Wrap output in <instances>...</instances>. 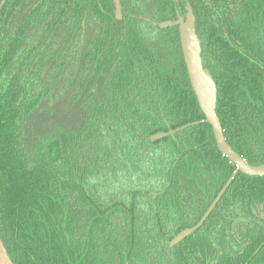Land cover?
<instances>
[{
  "label": "trees",
  "instance_id": "16d2710c",
  "mask_svg": "<svg viewBox=\"0 0 264 264\" xmlns=\"http://www.w3.org/2000/svg\"><path fill=\"white\" fill-rule=\"evenodd\" d=\"M0 0V239L14 264H264V175L191 89L190 5L226 142L264 163V0ZM189 125L152 140L157 132Z\"/></svg>",
  "mask_w": 264,
  "mask_h": 264
},
{
  "label": "water",
  "instance_id": "95a60500",
  "mask_svg": "<svg viewBox=\"0 0 264 264\" xmlns=\"http://www.w3.org/2000/svg\"><path fill=\"white\" fill-rule=\"evenodd\" d=\"M115 4V17L117 21H121V6L119 0H113ZM184 16H177L176 20H165L158 23L160 28H166L176 25L179 33V42L181 52L187 71V76L191 89L196 97L198 106L204 115V119L199 122H206L211 126L213 137L217 149L221 154L234 165V170L226 180L223 187L212 200L208 208L205 210L199 221L190 227L180 230L170 241L173 246L179 243L182 239L191 234L194 230L201 226L209 213L212 211L221 195L224 193L234 176L241 172L248 176L264 175V163L249 164L247 163L232 147L226 142L223 134V129L216 113L217 88L214 79L207 68L202 64L201 58V43L195 29V18L190 5H186ZM198 122L185 124L176 129H169L166 132H157L151 136L152 140L163 138L167 135H172L175 132L188 127L189 125ZM0 264H14L10 259L7 250L0 239Z\"/></svg>",
  "mask_w": 264,
  "mask_h": 264
}]
</instances>
